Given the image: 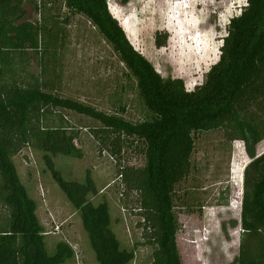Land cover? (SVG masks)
<instances>
[{
	"label": "trees",
	"instance_id": "16d2710c",
	"mask_svg": "<svg viewBox=\"0 0 264 264\" xmlns=\"http://www.w3.org/2000/svg\"><path fill=\"white\" fill-rule=\"evenodd\" d=\"M108 1L41 0L44 14L40 23H34L25 19L26 0H0V203L9 210L7 218L0 220V264H60L75 256L65 241L57 243L54 254L47 252L38 204L14 161L30 144L47 153L52 177L80 212L98 264H129L135 258V250L123 248L113 229L109 202L95 204L89 198L96 193L93 178L71 181L56 168L51 155L84 156L75 142L78 131L63 118L51 120L49 112L58 108L100 122L97 135L114 153L132 139L144 143L147 164L125 167L120 175L127 190L138 193L150 224L148 241L156 246L153 264H183L175 192L191 174L195 134L222 130L229 139L244 141L251 162L245 169L243 233L239 256L230 264H264V153L257 156L256 152L264 140V0H247L241 13L230 20L218 61L193 91L186 89L182 78H164L136 50ZM64 7L68 12L63 22L69 23L71 14L85 15L111 44L136 79L151 114L148 119L133 122L56 93L58 60L66 45V31L59 24ZM168 38L167 33L157 32L156 46H166ZM29 49L38 58L40 72L20 80L26 76L22 68L30 64L25 55Z\"/></svg>",
	"mask_w": 264,
	"mask_h": 264
},
{
	"label": "rangeland",
	"instance_id": "374dc122",
	"mask_svg": "<svg viewBox=\"0 0 264 264\" xmlns=\"http://www.w3.org/2000/svg\"><path fill=\"white\" fill-rule=\"evenodd\" d=\"M110 1H114L110 4ZM247 0H109L112 14L123 26L129 40L164 78H182L193 91L218 59L217 51L228 34L230 20L241 13ZM25 19L40 23L44 11L41 0H26ZM59 24L66 31V45L58 60L56 93L80 100L108 113H117L138 122L150 117L139 95L137 82L111 44L91 20L82 14L61 11ZM53 13V10H52ZM49 14H47L48 16ZM157 32L168 34L166 46L157 47ZM25 55L30 64L22 68L26 76L38 75L36 54ZM220 57V56H219ZM51 120L64 119L76 131V144L82 158L52 156L66 179L85 182L90 175L96 193L89 198L95 204L108 201L112 226L122 247L135 250L129 264H153L156 246L149 243L150 224L138 203V193L127 190L122 182L125 167L141 168L147 164L144 143L132 139L114 153L103 145L97 130L101 123L69 109H51ZM264 153V140L256 147ZM47 153L27 145L14 157L21 180L37 204V214L45 228L49 255L60 241L67 242L75 256L60 264H98L80 212L53 179L47 165ZM251 162L242 140H231L222 130L195 134L191 174L176 186L175 215L179 222L177 243L183 264H230L238 256L242 229V200L245 169ZM225 196L229 197L226 203ZM8 208L0 203V220Z\"/></svg>",
	"mask_w": 264,
	"mask_h": 264
}]
</instances>
